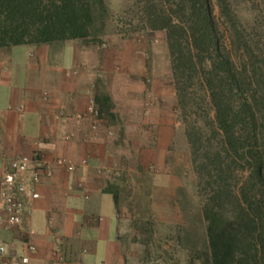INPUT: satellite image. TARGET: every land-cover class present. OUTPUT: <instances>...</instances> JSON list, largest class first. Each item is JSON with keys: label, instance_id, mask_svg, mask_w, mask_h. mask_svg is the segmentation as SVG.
Returning a JSON list of instances; mask_svg holds the SVG:
<instances>
[{"label": "trees", "instance_id": "obj_1", "mask_svg": "<svg viewBox=\"0 0 264 264\" xmlns=\"http://www.w3.org/2000/svg\"><path fill=\"white\" fill-rule=\"evenodd\" d=\"M128 1L138 26L164 34L200 199L205 264H264V63L256 61L262 56L244 41L229 0ZM214 4L231 27L228 35ZM107 18L104 0H0V49L97 43ZM93 97L100 117L107 115L109 98ZM102 192L117 204L115 187Z\"/></svg>", "mask_w": 264, "mask_h": 264}, {"label": "crops", "instance_id": "obj_2", "mask_svg": "<svg viewBox=\"0 0 264 264\" xmlns=\"http://www.w3.org/2000/svg\"><path fill=\"white\" fill-rule=\"evenodd\" d=\"M102 52L97 45L78 40L0 49V175L10 159L35 150L49 160L63 158L77 166L71 173L55 168L53 177L37 187L40 197L21 226L0 229V243L6 246L0 264H18L24 242L36 248L27 264H49L56 247L63 254V264H127L129 244L124 236L129 231L122 223L118 200L115 205L112 196L102 192L110 183L104 173L113 169L120 155L128 158L130 149L143 156L142 163L151 161V155L156 162L158 149L144 151L139 142L142 131L134 100L142 90L136 77L145 70L140 50L128 47L126 51L124 41L112 39ZM115 61L124 70L114 67ZM158 63L152 55L149 71L163 79L165 67L159 73ZM75 66L78 73H68ZM160 91L154 84L155 98L161 99ZM95 94L106 95L110 109L92 132L81 115L88 96ZM174 97L171 105L175 106ZM19 106L22 117L16 113ZM161 128L158 121L156 142L162 148L158 157H166L159 160L162 167L165 161L171 165L177 152L167 150L171 134L163 137ZM118 135L121 140L115 141ZM83 159L86 165L80 166ZM29 227L40 234L27 237Z\"/></svg>", "mask_w": 264, "mask_h": 264}, {"label": "rangeland", "instance_id": "obj_3", "mask_svg": "<svg viewBox=\"0 0 264 264\" xmlns=\"http://www.w3.org/2000/svg\"><path fill=\"white\" fill-rule=\"evenodd\" d=\"M104 1L108 8L104 35L97 43L84 42L97 45L102 54L112 39L124 41L126 51L128 47L140 50L145 70L140 77H136L142 90L134 100L142 131L139 142L144 151L151 147L158 149L156 162L151 155V161L143 163L140 162L143 156H137V152L134 154L135 148L130 149L128 158L120 155L113 169L104 173L106 181L110 182L108 184L117 191L122 223L129 231L124 236L129 244L125 261L127 264H205L207 249L204 223L200 216V199L196 193V179L189 164L183 125L177 117L175 106L171 105L174 91L168 71L164 34L160 31L150 32L138 26L135 9L129 8L128 0ZM229 3L237 16L244 41L252 43L255 53L262 56L256 61L264 63V0H229ZM213 8L218 24L228 35L230 25L219 17L215 4ZM234 50L236 48L232 50L233 57L239 59L240 52ZM152 55L158 58L159 73H162V66L165 67L163 79L162 76L154 78L149 71ZM116 61L114 67L119 71L122 68L124 70L123 64ZM146 80H149L152 89L151 106L147 111L143 108ZM154 84L161 89L162 100L154 97ZM158 121H162V136L165 137L163 134L169 131L171 134L167 150L177 152V156L170 159V166L166 161L165 166L159 165V160L166 157H158L162 150L157 146L159 142H156L159 134ZM168 126L170 130L166 128ZM150 139L152 143L147 145ZM119 140L121 139L118 135L115 141ZM146 153L148 152H144Z\"/></svg>", "mask_w": 264, "mask_h": 264}, {"label": "built area", "instance_id": "obj_4", "mask_svg": "<svg viewBox=\"0 0 264 264\" xmlns=\"http://www.w3.org/2000/svg\"><path fill=\"white\" fill-rule=\"evenodd\" d=\"M95 70V67H93ZM79 67L75 66L68 73L75 75L78 73ZM143 108L149 110L151 106V88L149 80H146L144 87ZM45 100V97H43ZM19 117L23 116L24 110L22 106L16 109ZM59 117V116H58ZM81 118L86 119L90 123V131L97 130L100 123V111L93 96H88L85 111ZM108 135H111L108 133ZM69 137L65 136L64 140ZM34 145L37 142L34 141ZM86 165V160L80 162V166ZM61 168L68 173L77 169L76 164L63 159L56 158L47 159L39 150L33 151L30 155H19L8 161L4 166L0 175V229L9 231L21 226L23 217L29 214L33 202L39 199L40 195L37 187L48 182L54 175V169ZM52 218H50L51 222ZM27 237H33L40 234V231L34 228H28ZM36 251L35 246L30 242H24L22 245V255L17 258L18 264H27L29 256ZM6 254V246L0 243V257ZM14 258V257H12ZM15 260V259H13ZM64 257L60 250L56 247L52 253V259L49 264H63ZM158 264V263H152Z\"/></svg>", "mask_w": 264, "mask_h": 264}]
</instances>
